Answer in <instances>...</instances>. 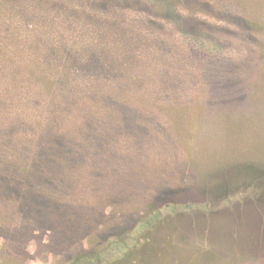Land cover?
I'll use <instances>...</instances> for the list:
<instances>
[{
    "label": "rangeland",
    "instance_id": "rangeland-1",
    "mask_svg": "<svg viewBox=\"0 0 264 264\" xmlns=\"http://www.w3.org/2000/svg\"><path fill=\"white\" fill-rule=\"evenodd\" d=\"M0 264H264V0H0Z\"/></svg>",
    "mask_w": 264,
    "mask_h": 264
},
{
    "label": "trees",
    "instance_id": "trees-1",
    "mask_svg": "<svg viewBox=\"0 0 264 264\" xmlns=\"http://www.w3.org/2000/svg\"><path fill=\"white\" fill-rule=\"evenodd\" d=\"M0 191H3V189H2V185L0 186Z\"/></svg>",
    "mask_w": 264,
    "mask_h": 264
}]
</instances>
